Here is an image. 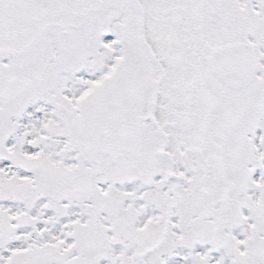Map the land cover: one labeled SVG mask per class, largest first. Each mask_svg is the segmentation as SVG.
I'll list each match as a JSON object with an SVG mask.
<instances>
[{
	"label": "snow or ice",
	"instance_id": "1",
	"mask_svg": "<svg viewBox=\"0 0 264 264\" xmlns=\"http://www.w3.org/2000/svg\"><path fill=\"white\" fill-rule=\"evenodd\" d=\"M0 264H264V0H0Z\"/></svg>",
	"mask_w": 264,
	"mask_h": 264
}]
</instances>
